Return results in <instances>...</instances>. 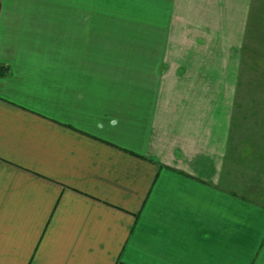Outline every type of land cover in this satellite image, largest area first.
<instances>
[{
    "label": "crops",
    "instance_id": "crops-1",
    "mask_svg": "<svg viewBox=\"0 0 264 264\" xmlns=\"http://www.w3.org/2000/svg\"><path fill=\"white\" fill-rule=\"evenodd\" d=\"M253 2L0 0V264H264Z\"/></svg>",
    "mask_w": 264,
    "mask_h": 264
},
{
    "label": "rangeland",
    "instance_id": "rangeland-1",
    "mask_svg": "<svg viewBox=\"0 0 264 264\" xmlns=\"http://www.w3.org/2000/svg\"><path fill=\"white\" fill-rule=\"evenodd\" d=\"M244 42L237 113L243 114V145L252 138L251 128H264V0H254ZM250 125V128H249ZM260 125V127H258ZM264 144V141L259 143Z\"/></svg>",
    "mask_w": 264,
    "mask_h": 264
}]
</instances>
